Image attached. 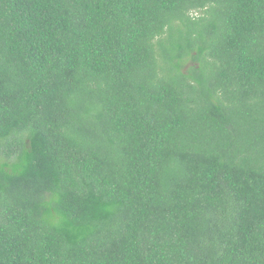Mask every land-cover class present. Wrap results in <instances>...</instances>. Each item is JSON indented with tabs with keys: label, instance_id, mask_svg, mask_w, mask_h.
Listing matches in <instances>:
<instances>
[{
	"label": "trees",
	"instance_id": "1",
	"mask_svg": "<svg viewBox=\"0 0 264 264\" xmlns=\"http://www.w3.org/2000/svg\"><path fill=\"white\" fill-rule=\"evenodd\" d=\"M0 264H264V0H0Z\"/></svg>",
	"mask_w": 264,
	"mask_h": 264
},
{
	"label": "rangeland",
	"instance_id": "2",
	"mask_svg": "<svg viewBox=\"0 0 264 264\" xmlns=\"http://www.w3.org/2000/svg\"><path fill=\"white\" fill-rule=\"evenodd\" d=\"M197 14H198V12L197 13H194L193 15L196 16Z\"/></svg>",
	"mask_w": 264,
	"mask_h": 264
}]
</instances>
